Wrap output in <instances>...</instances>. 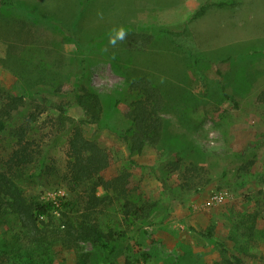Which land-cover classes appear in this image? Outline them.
<instances>
[{
	"label": "rangeland",
	"instance_id": "374dc122",
	"mask_svg": "<svg viewBox=\"0 0 264 264\" xmlns=\"http://www.w3.org/2000/svg\"><path fill=\"white\" fill-rule=\"evenodd\" d=\"M216 1L0 0V89L23 99L0 131V163L17 148L19 125L27 126L23 143L33 156L11 175L14 186L25 198L81 200L66 168L73 119L110 153L104 176L128 169L129 198L152 204L144 218L125 214L123 199L99 210V224L120 235L109 260L81 241L79 252L53 247L42 255L46 263L132 264L147 251L145 264H264V102L257 98L264 51L245 63L214 52L263 29L250 16L252 0L209 4ZM204 3L205 13L189 19ZM123 29L157 35L144 50L126 51L116 36ZM123 74L146 75L165 103L160 143L135 155L122 139V112L134 97ZM78 85L100 97L96 124L83 121L88 117L71 94ZM175 153L182 156L179 168L167 163ZM64 220L55 212L50 222ZM6 224L0 244L16 241Z\"/></svg>",
	"mask_w": 264,
	"mask_h": 264
},
{
	"label": "trees",
	"instance_id": "16d2710c",
	"mask_svg": "<svg viewBox=\"0 0 264 264\" xmlns=\"http://www.w3.org/2000/svg\"><path fill=\"white\" fill-rule=\"evenodd\" d=\"M88 2L89 0H83ZM223 6L227 1L209 3ZM208 5L201 4L189 19H196L203 15ZM157 32L151 29H123L118 30L116 36L126 51H142L155 39ZM12 46V45H11ZM224 53V61L229 60L233 54L244 61H253L252 54L264 51V43L259 40L238 41L236 44L214 51ZM11 58V49L8 54ZM112 60V63H117ZM245 68V67H244ZM240 70V69H239ZM124 75L126 88L134 97L129 100L122 112L126 126L122 139L131 155L140 154L146 146L158 145L162 138L164 119L162 113L165 109L163 93L144 74ZM133 75V76H132ZM223 94L230 98L222 87ZM71 94L88 117L89 123H98L101 116L102 102L99 95L90 87L78 85ZM264 102V90L257 96ZM21 95H14L0 89V131L6 129L7 124L22 104ZM13 132L18 136L17 148L14 149L6 161L0 163V224L9 227L16 241H2L0 244V264H48L42 255L49 257L51 249L55 246H66L79 252V242L88 241L104 255V261L114 251V241L120 237L112 228L105 230L97 221V213L108 207L113 199H123L122 210L125 214L137 218H144L152 208V204H138L129 198L131 186V173L128 169L119 171L111 178H106L104 170L111 163L110 153L93 139L87 138L81 123L70 119L69 138L67 149V175L70 183L82 189L81 200H71L61 196L58 199H41L38 196L25 198L20 190L14 186L11 177L16 170L27 166L33 159L28 147L23 143L27 126L19 125ZM180 154H171L168 164L174 168L180 167ZM195 167V166H193ZM103 190L102 194L97 189ZM79 208L78 206L81 204ZM71 215L69 216L66 211ZM60 213L65 218L64 224L51 225L54 213ZM10 221H14L9 224ZM7 232V231H4ZM208 236L211 232L206 230ZM24 238L26 243L20 240ZM150 258L147 251H138L133 257L132 264H145ZM129 264V263H128Z\"/></svg>",
	"mask_w": 264,
	"mask_h": 264
},
{
	"label": "crops",
	"instance_id": "0c3cea01",
	"mask_svg": "<svg viewBox=\"0 0 264 264\" xmlns=\"http://www.w3.org/2000/svg\"><path fill=\"white\" fill-rule=\"evenodd\" d=\"M252 4L254 5V9H252V13H251V17H252V20H258V18L260 19V22H259V30L260 27L263 29L260 33L259 36H256V37H252V38H249V39H243V40H240V41H247V40H259L260 43H264V28H263V25H264V0H252ZM244 11V10H243ZM246 11H250V8H247ZM248 16V17H250ZM241 27H244L242 24H239V28Z\"/></svg>",
	"mask_w": 264,
	"mask_h": 264
}]
</instances>
